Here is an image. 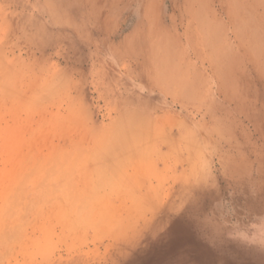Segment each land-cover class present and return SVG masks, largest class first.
<instances>
[{
  "label": "bare ground",
  "instance_id": "1",
  "mask_svg": "<svg viewBox=\"0 0 264 264\" xmlns=\"http://www.w3.org/2000/svg\"><path fill=\"white\" fill-rule=\"evenodd\" d=\"M64 2L49 4L50 19L37 30L40 47L30 55L56 54L61 40L73 45L84 24L73 23L68 5L102 4ZM136 2L129 7L142 9L144 24H124L115 46L137 67L139 87L120 84L115 71L104 72L102 93L75 67L72 81L58 62L23 68L0 36V120L29 118L28 129L16 128L21 167L0 187V264H155L179 213L202 201L212 169L221 166L232 179L249 171L244 150L264 142V0ZM182 4L167 24L165 13ZM68 82L74 96L60 87ZM86 92L94 102L104 95L106 112L90 111L88 101L83 108ZM1 138L3 147L11 144ZM204 147L214 153L210 169L196 160ZM174 153L180 167L169 170ZM231 182L236 192L264 194V180Z\"/></svg>",
  "mask_w": 264,
  "mask_h": 264
},
{
  "label": "rangeland",
  "instance_id": "2",
  "mask_svg": "<svg viewBox=\"0 0 264 264\" xmlns=\"http://www.w3.org/2000/svg\"><path fill=\"white\" fill-rule=\"evenodd\" d=\"M55 1H60L61 5L67 6L64 0H0V36L2 37V43L9 45L11 48L13 47L16 54L22 58L20 63L24 65L23 68L27 67L25 65L30 64L31 69L37 68L40 70L43 66H49L48 63L58 62L59 68L63 69L67 77L72 81L76 78V73H73L75 67V69L84 70L90 75V83L93 80H97V88L102 93L109 86L106 82L107 78L104 76L108 71L121 73L119 79L122 78L120 80L122 82L119 81L120 84L123 83L130 87L138 86L141 81L138 80L137 67L132 63L131 59L127 57L122 59V56L126 53L122 52L123 50L121 51V49H117L115 42L116 33L118 29L124 28V24H130L132 21H136L137 24H144V21L142 23L143 11L136 12L133 10L132 7H129L128 0H102V4H97V7H100L99 9L92 7L91 3V7L88 6V9L83 8L84 4H80L78 8H75L74 5H68L70 7L73 6L70 11L72 14L70 19L73 23L77 27L79 24H84L79 31L80 37L76 34L74 35V46L68 40L65 42L59 40L60 42L57 43L60 48H57L56 54H53L54 51L49 49L48 52L44 53L45 55L40 52L36 53L35 56L33 54L30 55L32 51L34 52L37 47H40L39 41H36L37 30L38 27H41V24L43 25L44 21L50 19L49 8H52L50 5H53ZM136 1L134 4L135 7H138L139 4ZM177 13L179 14L180 11L171 12L175 16H178ZM57 16L63 18L59 13H57ZM25 17H27V20ZM36 42L39 44H35ZM30 43H34L36 46ZM103 47L104 49H101ZM103 52L105 53L104 55ZM102 61L107 62L104 63ZM41 66L42 68H40ZM92 69H94L93 72ZM94 75L96 76L95 78L92 77ZM99 81L101 82L99 83ZM84 85L82 87L86 86ZM60 87H67L72 96L76 94L75 86L69 82L62 83ZM94 91L96 90L90 88L88 92L94 93ZM88 92L84 94L85 96H83L81 101L85 105L83 108L88 103L87 107L91 106L90 111L95 109L98 114L106 112L107 104L104 95H102L101 102H94L89 98V94L86 95ZM93 96H98V94ZM163 99L166 101L171 100L170 98L168 99V96L167 99L165 97ZM87 110L85 111L86 113L88 112ZM88 115L87 117L90 119L92 116ZM18 118L19 120L14 121L9 115L7 116L8 122L0 120V135L1 137L2 135L7 136L8 143H11L8 147H3L2 143L4 140L0 137V145L3 147L0 148V187L4 181L12 178L21 167V154L18 148L15 147L22 138L16 132V128L18 127L22 131L28 129L29 118L24 113H20ZM44 138V136H40L38 141L42 142ZM254 141L256 143L252 147L255 146L257 149H254V151L244 150L243 154L250 167L248 172L244 171L241 176L232 179L229 177L230 172L224 170L221 166L217 165V167L219 166L217 171L212 169V174L205 187L206 192L204 191L205 193L198 195L202 198V201H200L198 206H188L179 213L178 222L171 227L168 239L164 241L163 247H165L161 249L162 251L160 250V254L155 258V264H264V194L262 198H259L260 196H255L244 188L241 192H236L229 187L230 183H232L231 180L241 182L243 179L247 180L248 177L249 179L252 177L254 180H264V142L259 141L258 138ZM211 150V148L206 147L202 149L201 154L196 159L198 164L210 167L213 163L211 161L214 154ZM180 153L183 155L187 154L186 151H181ZM175 156V153L168 156L169 170L179 169L180 167L174 166ZM205 161L208 163L205 164Z\"/></svg>",
  "mask_w": 264,
  "mask_h": 264
},
{
  "label": "crops",
  "instance_id": "3",
  "mask_svg": "<svg viewBox=\"0 0 264 264\" xmlns=\"http://www.w3.org/2000/svg\"><path fill=\"white\" fill-rule=\"evenodd\" d=\"M207 5V4H206ZM205 5V6H206ZM166 7H167V9L168 8H171L172 7V5H171V3H167L166 4ZM195 7V9L196 10H199L200 9V3H198L196 6H194ZM178 9H179V11H180V13H182L186 8L184 7V5L182 4L179 8H177V10L175 9V11H178ZM142 10V9H141ZM171 11H173V10H171ZM135 18V17H134ZM133 20V19H132ZM165 20H167V24H170V25H172V22H171V12H166L165 13ZM168 21H170V22H168ZM132 23H134V21H132ZM183 23V22H182ZM182 23H180V25H179V29H177V31L180 33V35H181V37L184 35V32H185V29H184V26L186 25L185 23L184 24H182ZM174 26L175 25H173L172 27H171V29H173L174 28ZM178 26V25H177ZM183 38V37H182ZM200 64H198V66H199Z\"/></svg>",
  "mask_w": 264,
  "mask_h": 264
}]
</instances>
